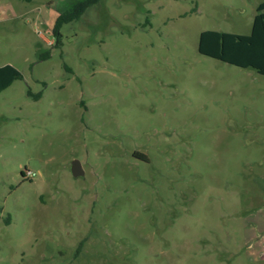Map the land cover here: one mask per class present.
<instances>
[{
  "label": "rangeland",
  "instance_id": "obj_1",
  "mask_svg": "<svg viewBox=\"0 0 264 264\" xmlns=\"http://www.w3.org/2000/svg\"><path fill=\"white\" fill-rule=\"evenodd\" d=\"M7 1L0 264H264V75L199 53L264 0H101L58 48L76 0Z\"/></svg>",
  "mask_w": 264,
  "mask_h": 264
},
{
  "label": "trees",
  "instance_id": "obj_2",
  "mask_svg": "<svg viewBox=\"0 0 264 264\" xmlns=\"http://www.w3.org/2000/svg\"><path fill=\"white\" fill-rule=\"evenodd\" d=\"M31 2V0H24ZM101 0H76L59 14L53 26L55 38L54 47L62 44L61 30L64 25L79 20L88 9L97 5ZM199 53L221 62L242 68L251 69L264 75V2L257 7L253 29L250 35H238L227 32L205 31L200 35ZM51 57V51L39 53L40 60ZM21 72L12 65L0 66V93L9 88L15 81L22 80ZM29 96L41 99L42 92ZM135 157L146 159V155L135 153ZM25 179V172H22Z\"/></svg>",
  "mask_w": 264,
  "mask_h": 264
},
{
  "label": "crops",
  "instance_id": "obj_3",
  "mask_svg": "<svg viewBox=\"0 0 264 264\" xmlns=\"http://www.w3.org/2000/svg\"><path fill=\"white\" fill-rule=\"evenodd\" d=\"M15 8L11 3H8L7 0H0V19L2 15H6L9 10H13L15 14ZM5 19V18H4ZM253 226V235L256 246V252L259 254V258L264 260V209L257 212V216L254 221H251Z\"/></svg>",
  "mask_w": 264,
  "mask_h": 264
},
{
  "label": "water",
  "instance_id": "obj_4",
  "mask_svg": "<svg viewBox=\"0 0 264 264\" xmlns=\"http://www.w3.org/2000/svg\"><path fill=\"white\" fill-rule=\"evenodd\" d=\"M71 172L75 178H80V177L85 176V172H84L83 167L79 161H74L72 163Z\"/></svg>",
  "mask_w": 264,
  "mask_h": 264
},
{
  "label": "built area",
  "instance_id": "obj_5",
  "mask_svg": "<svg viewBox=\"0 0 264 264\" xmlns=\"http://www.w3.org/2000/svg\"><path fill=\"white\" fill-rule=\"evenodd\" d=\"M25 177L29 180H33L36 177V173L32 171H26Z\"/></svg>",
  "mask_w": 264,
  "mask_h": 264
}]
</instances>
